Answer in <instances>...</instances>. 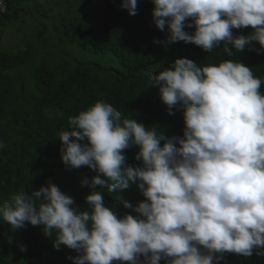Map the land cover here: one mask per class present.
<instances>
[{"label": "clouds", "instance_id": "clouds-1", "mask_svg": "<svg viewBox=\"0 0 264 264\" xmlns=\"http://www.w3.org/2000/svg\"><path fill=\"white\" fill-rule=\"evenodd\" d=\"M152 3L155 27L167 29L158 45L264 54V0ZM119 7L134 16L138 0ZM199 63L177 58L151 79L168 115L180 111L182 135L146 126L99 99L59 133L64 167L94 173L80 181L89 189L87 207L48 180L0 203V221L12 232L41 227L56 250L76 253L66 257L71 264H228L230 254L264 256V79L239 59ZM43 111L56 118L51 106ZM133 147L135 165L125 154ZM132 186L143 197L135 205L116 197L130 211L106 203L105 191Z\"/></svg>", "mask_w": 264, "mask_h": 264}, {"label": "trees", "instance_id": "trees-1", "mask_svg": "<svg viewBox=\"0 0 264 264\" xmlns=\"http://www.w3.org/2000/svg\"><path fill=\"white\" fill-rule=\"evenodd\" d=\"M0 9V203L21 190H39L51 180L86 208L89 189L80 186L94 173L87 167L67 170L60 158L59 133L71 130L69 117L103 99L125 116L146 126L159 125L168 135H182L180 111L168 115L152 77L177 58H194L199 65L221 59H239L264 79V54L244 50L228 57L222 49L206 53L199 47L177 42L167 47L164 32L152 21V0H138L137 14L119 7L121 0H43L38 14L40 28L25 48L2 45L6 29L18 20L24 4L35 0H3ZM47 22L51 30L47 32ZM188 31H192L188 29ZM249 30L245 29L244 34ZM48 35H52V42ZM259 48V45H255ZM15 49V50H14ZM264 91V85H262ZM51 106L56 118L43 109ZM137 149L126 150L127 162ZM136 204L143 199L135 186L119 193H107L105 201L116 199ZM11 241V242H10ZM24 245L26 251H19ZM72 250H56L39 226L12 232L0 221V264H71ZM18 256V261L14 257ZM228 264H264V256H227ZM163 264V262H161Z\"/></svg>", "mask_w": 264, "mask_h": 264}, {"label": "rangeland", "instance_id": "rangeland-1", "mask_svg": "<svg viewBox=\"0 0 264 264\" xmlns=\"http://www.w3.org/2000/svg\"><path fill=\"white\" fill-rule=\"evenodd\" d=\"M3 1V0H2ZM4 5V2H3ZM43 5V0H35L33 4H24L23 8L18 12V20L14 21L6 29L5 37L2 45L5 47L25 48L28 41L33 38V35L42 28L41 20L43 18L38 14L40 6ZM4 8V6H3ZM47 32L51 30L50 22H47ZM52 42V35H48ZM53 43V42H52ZM15 50V49H14ZM14 261H18V256L14 257Z\"/></svg>", "mask_w": 264, "mask_h": 264}, {"label": "built area", "instance_id": "built-area-1", "mask_svg": "<svg viewBox=\"0 0 264 264\" xmlns=\"http://www.w3.org/2000/svg\"><path fill=\"white\" fill-rule=\"evenodd\" d=\"M3 2H4V1L0 0V9H4V8H3V6H4V5H3Z\"/></svg>", "mask_w": 264, "mask_h": 264}]
</instances>
